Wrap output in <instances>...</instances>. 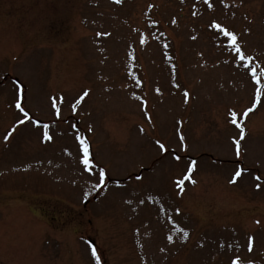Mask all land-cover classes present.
Returning <instances> with one entry per match:
<instances>
[{
  "label": "rangeland",
  "instance_id": "rangeland-1",
  "mask_svg": "<svg viewBox=\"0 0 264 264\" xmlns=\"http://www.w3.org/2000/svg\"><path fill=\"white\" fill-rule=\"evenodd\" d=\"M252 67L264 0H0V264H264Z\"/></svg>",
  "mask_w": 264,
  "mask_h": 264
},
{
  "label": "snow or ice",
  "instance_id": "snow-or-ice-1",
  "mask_svg": "<svg viewBox=\"0 0 264 264\" xmlns=\"http://www.w3.org/2000/svg\"><path fill=\"white\" fill-rule=\"evenodd\" d=\"M117 2L119 3L120 0H117ZM214 27L217 29H221V31L223 32V34L225 35V38H230V47L232 50L235 51V53L237 54L239 61L240 62H245L248 61L249 63H251L253 61V58L251 56H248L245 54V52L242 49V46L240 45V43L238 42V36L234 31H230L227 28H222V26L219 23L214 24ZM219 34V33H218ZM251 77L254 79L256 85L258 86L255 89V102L253 103L252 107L249 108L243 115L246 118L248 115V112L253 111L260 103H261V98L262 95H264V93H262L261 89H264V83L261 82L262 78L260 75H258V71L256 67H252L251 68ZM88 93L87 91L84 93V96H86ZM83 97H81L82 99ZM19 107V104L17 105ZM21 111L23 112L24 110L21 109ZM25 115V119H28L27 113H24ZM57 115H59V110H57ZM233 116H236L237 113L235 111L232 112ZM20 123H23V121H20ZM37 124L40 123L39 120L36 121ZM235 123V121H234ZM241 128H243V126L241 125ZM9 136L11 135V133L8 134ZM44 136L48 139L51 140L52 137L49 133L45 132ZM244 136V131H241V139ZM5 139H8V136L5 137ZM183 136L181 135V140H183ZM234 142H235V147H236V155L239 156L240 155V150H241V139H236L235 137L233 138ZM158 144H160L161 148H164L163 144L160 143V141H157ZM81 144L83 146V157H82V163L83 165L86 167L88 172H92L93 171V159L91 158V153L89 151V144L88 141L86 139H81ZM180 157L177 156L176 159L178 160ZM196 166V162L195 161H191V166L189 167L188 171H187V175L185 176V179L191 181L192 183H195V180L192 179V175L191 173L193 172V170L195 169ZM242 171H244V169H240L237 170L234 173L233 179L231 182L235 183L236 179L239 178L241 176ZM98 180L100 181V184H98L96 187H100L101 185H103L107 179V174L106 171L103 168L99 169V173H98ZM257 179H259V177H257ZM178 185L181 187V190H183V185H184V179H180L178 181ZM257 188L260 187L259 184L256 185ZM177 211H179V209H177ZM249 250H251V243L249 244ZM91 252L92 254L96 257L97 261L100 259L99 255H97V250L95 245L92 246L91 248ZM232 264H242L241 258L239 256H236L232 262ZM248 264H253V262H248Z\"/></svg>",
  "mask_w": 264,
  "mask_h": 264
}]
</instances>
